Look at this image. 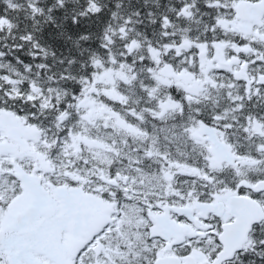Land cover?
Segmentation results:
<instances>
[{
  "label": "snow or ice",
  "instance_id": "snow-or-ice-1",
  "mask_svg": "<svg viewBox=\"0 0 264 264\" xmlns=\"http://www.w3.org/2000/svg\"><path fill=\"white\" fill-rule=\"evenodd\" d=\"M0 264H264V0H0Z\"/></svg>",
  "mask_w": 264,
  "mask_h": 264
}]
</instances>
